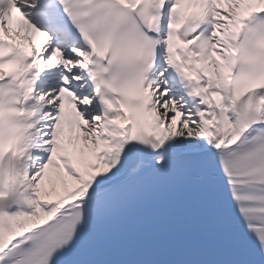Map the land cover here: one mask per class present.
Instances as JSON below:
<instances>
[{"label":"snow or ice","instance_id":"6c2138e0","mask_svg":"<svg viewBox=\"0 0 264 264\" xmlns=\"http://www.w3.org/2000/svg\"><path fill=\"white\" fill-rule=\"evenodd\" d=\"M0 264H264V0H0Z\"/></svg>","mask_w":264,"mask_h":264},{"label":"bare ground","instance_id":"6f19581e","mask_svg":"<svg viewBox=\"0 0 264 264\" xmlns=\"http://www.w3.org/2000/svg\"><path fill=\"white\" fill-rule=\"evenodd\" d=\"M39 39H42V38H39Z\"/></svg>","mask_w":264,"mask_h":264}]
</instances>
